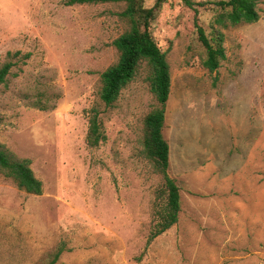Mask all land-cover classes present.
Instances as JSON below:
<instances>
[{
	"label": "rangeland",
	"instance_id": "374dc122",
	"mask_svg": "<svg viewBox=\"0 0 264 264\" xmlns=\"http://www.w3.org/2000/svg\"><path fill=\"white\" fill-rule=\"evenodd\" d=\"M64 1L0 0V66L30 54L0 86V142L44 185L32 194L0 175V264H48L62 245L56 264H264V11L225 30L214 72L183 0L153 23L172 73L163 134L182 207L147 246L163 178L144 153V119L159 103L145 65L112 106L99 97L124 4ZM198 9L208 34L214 11ZM93 107L106 135L96 147Z\"/></svg>",
	"mask_w": 264,
	"mask_h": 264
},
{
	"label": "trees",
	"instance_id": "16d2710c",
	"mask_svg": "<svg viewBox=\"0 0 264 264\" xmlns=\"http://www.w3.org/2000/svg\"><path fill=\"white\" fill-rule=\"evenodd\" d=\"M184 4L195 11V26L198 37L206 50L203 65L214 72L227 60L225 46V30L240 24L257 22L264 11V0H183ZM66 5L84 4H124L118 17L124 24V31L116 37L112 44L118 52V60L100 74V99L112 106L126 88L138 75L143 65L146 66V81L150 91L159 106L150 111L144 119V153L153 164L154 169L163 178V186L159 191L155 205V221L147 240V246L165 233L179 221L181 212L180 186L169 173L170 145L165 139L163 128L165 124L166 103L169 100L172 87V73L166 53L160 47L154 33L153 23L159 17L166 0H155L152 5L147 0H65ZM199 7L214 11L210 33L200 24ZM30 54L21 51L8 52L7 60L0 66V86L6 85L14 76L12 70L16 64L12 59L29 58ZM36 106L46 109L40 103ZM106 141V135L101 129L99 109L93 107L89 117L87 143L91 147ZM30 158H21L9 151L0 142V175L12 179L19 189L28 193L40 195L44 185L31 167ZM64 246L58 247L48 264H56L64 252Z\"/></svg>",
	"mask_w": 264,
	"mask_h": 264
}]
</instances>
